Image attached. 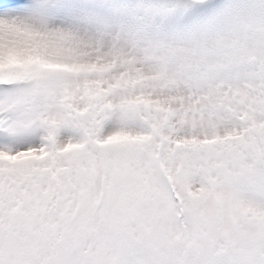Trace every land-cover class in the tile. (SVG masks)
Wrapping results in <instances>:
<instances>
[{"label": "snow or ice", "instance_id": "snow-or-ice-1", "mask_svg": "<svg viewBox=\"0 0 264 264\" xmlns=\"http://www.w3.org/2000/svg\"><path fill=\"white\" fill-rule=\"evenodd\" d=\"M0 264H264V0H0Z\"/></svg>", "mask_w": 264, "mask_h": 264}]
</instances>
